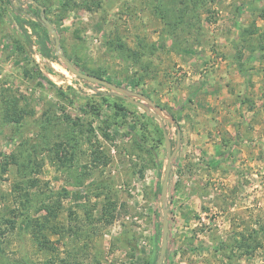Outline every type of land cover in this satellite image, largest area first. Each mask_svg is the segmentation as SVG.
<instances>
[{"label": "rangeland", "instance_id": "rangeland-1", "mask_svg": "<svg viewBox=\"0 0 264 264\" xmlns=\"http://www.w3.org/2000/svg\"><path fill=\"white\" fill-rule=\"evenodd\" d=\"M34 1L106 84L0 0V264H264V0Z\"/></svg>", "mask_w": 264, "mask_h": 264}, {"label": "water", "instance_id": "water-1", "mask_svg": "<svg viewBox=\"0 0 264 264\" xmlns=\"http://www.w3.org/2000/svg\"><path fill=\"white\" fill-rule=\"evenodd\" d=\"M29 2H31L32 4H34L39 9V11L41 13L40 20L43 23V25L48 29L49 34L53 38H55V47L54 48H55L56 52H58L59 57L61 58V60L64 61V64L66 65V67L68 68V70L73 75L77 76L81 80H84V81H87V82H93V83L106 84L103 81H100V80L95 79L93 77H90L88 75H85V74H82V73L77 72L74 69V67L69 62H67L65 60L64 56L59 53V45H58V40L56 38V32L52 29L51 25L42 16V14L44 12L43 8L40 5H38L34 0H29ZM170 172H171V163H170V160H169L167 162V164H166L164 178H163V182H162V189H161L162 197H164V194H165V190H166V186H167V183H168V179H169ZM163 216H164V229H163V237H162V245H161V250H160V256L158 258V264H163V257L165 255L166 248H167L168 221L166 219V213Z\"/></svg>", "mask_w": 264, "mask_h": 264}, {"label": "bare ground", "instance_id": "bare-ground-1", "mask_svg": "<svg viewBox=\"0 0 264 264\" xmlns=\"http://www.w3.org/2000/svg\"><path fill=\"white\" fill-rule=\"evenodd\" d=\"M62 72H64V74H67L65 71H62Z\"/></svg>", "mask_w": 264, "mask_h": 264}]
</instances>
